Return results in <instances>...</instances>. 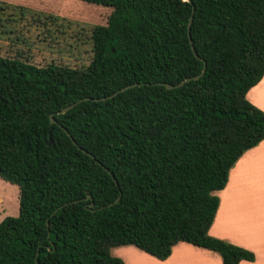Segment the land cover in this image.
Instances as JSON below:
<instances>
[{
    "label": "trees",
    "instance_id": "16d2710c",
    "mask_svg": "<svg viewBox=\"0 0 264 264\" xmlns=\"http://www.w3.org/2000/svg\"><path fill=\"white\" fill-rule=\"evenodd\" d=\"M81 1L112 9L92 29L88 67L0 55V178L20 190L0 264H125L111 253L121 246L166 261L181 242L254 262L209 232L216 192L264 140V112L247 99L264 77V0ZM205 65L199 80L160 85Z\"/></svg>",
    "mask_w": 264,
    "mask_h": 264
},
{
    "label": "rangeland",
    "instance_id": "374dc122",
    "mask_svg": "<svg viewBox=\"0 0 264 264\" xmlns=\"http://www.w3.org/2000/svg\"><path fill=\"white\" fill-rule=\"evenodd\" d=\"M111 13L110 8L81 0H0V55L38 67L86 68L93 59L92 29L107 25ZM46 16L59 20L51 22ZM251 186L244 192H255ZM258 188L264 191L262 185ZM19 209V188L0 178V223L17 217ZM230 222L235 230V220Z\"/></svg>",
    "mask_w": 264,
    "mask_h": 264
},
{
    "label": "crops",
    "instance_id": "0c3cea01",
    "mask_svg": "<svg viewBox=\"0 0 264 264\" xmlns=\"http://www.w3.org/2000/svg\"><path fill=\"white\" fill-rule=\"evenodd\" d=\"M247 99L264 112V77L248 92ZM251 185L256 191L244 192L243 189L252 188ZM259 185L264 190V140L239 159L230 171L226 188L216 192L220 206L209 234L255 254L254 262L240 264H264V191L259 192ZM260 200L262 209L258 206ZM232 220H235V230L229 224ZM111 253L125 264H223L219 253L185 242L174 246L166 261L135 246L116 247Z\"/></svg>",
    "mask_w": 264,
    "mask_h": 264
},
{
    "label": "water",
    "instance_id": "95a60500",
    "mask_svg": "<svg viewBox=\"0 0 264 264\" xmlns=\"http://www.w3.org/2000/svg\"><path fill=\"white\" fill-rule=\"evenodd\" d=\"M184 1H188V2H191V0H184ZM194 16H195V9H193V13H192V16L190 18V21H189V25H188V30H189V37L191 39V28H192V24H193V21H194ZM191 43H192V39H191ZM193 50L195 51V48L194 46H192ZM206 70H207V66L205 65L204 67V70L203 72L200 74V75H197L195 77H192V78H187L185 81H183L182 83L178 84V85H172V84H168V83H164V84H160L164 87H166L167 89L169 90H174V89H178V88H181L183 87L184 85H186L187 83L193 81V80H199L201 79L205 73H206ZM139 86V84H134V85H130V86H127L123 89H121L120 91L116 92L115 94L109 96V97H103V98H97V99H93V98H84V99H81L80 101L64 108L63 110H61L58 114L59 115H64L66 113H68L70 110L74 109L76 106H78L79 104L83 103V102H86V101H95V102H101V101H106V100H111L115 97H117L120 93H123V92H126L132 88H135ZM51 123L52 124H57L58 122L55 120V115L52 114L51 115ZM60 127L68 134V136L72 139L73 143L78 146L84 153L88 154L90 157H92L93 159H95V157L88 153L86 150L82 149L78 144L77 142L72 138L71 134L67 131V129H65L62 125H60ZM49 145H51V141L48 143ZM120 201V198H118L115 203H112L110 204L109 206H114L115 204H117L118 202ZM78 202V201H77ZM68 204H66L65 206H67ZM94 204L91 205L92 208H94Z\"/></svg>",
    "mask_w": 264,
    "mask_h": 264
}]
</instances>
